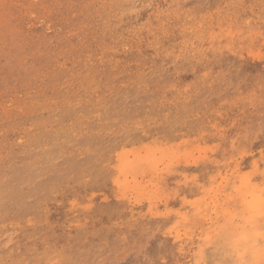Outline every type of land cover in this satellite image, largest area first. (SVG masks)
<instances>
[{
	"label": "rangeland",
	"instance_id": "obj_1",
	"mask_svg": "<svg viewBox=\"0 0 264 264\" xmlns=\"http://www.w3.org/2000/svg\"><path fill=\"white\" fill-rule=\"evenodd\" d=\"M263 228L264 0H0V264H264Z\"/></svg>",
	"mask_w": 264,
	"mask_h": 264
},
{
	"label": "bare ground",
	"instance_id": "obj_2",
	"mask_svg": "<svg viewBox=\"0 0 264 264\" xmlns=\"http://www.w3.org/2000/svg\"><path fill=\"white\" fill-rule=\"evenodd\" d=\"M122 162H123V161H122ZM122 166H123V163H122ZM239 180H240V179H239ZM242 180H243V179H242ZM239 183H240V182H239ZM239 183H238V184H239ZM244 185H246V184H243V185H242V188H241V185H239V187L236 186V187H238V189H239L240 192H241V194L238 195L239 197L237 196V197L239 198V201L237 202L238 205H239V208H240V203L243 202V201L240 199V198H242V197H240V196L243 195L244 192H245V188H246V186L244 187ZM211 187H212V186H211ZM236 187H235V188H236ZM243 189H244V190H243ZM251 191H252V190H251ZM252 192H253V191H252ZM252 192L249 191V193H252ZM247 193H248V192H247ZM249 193H248V194H249ZM253 194H255V193L253 192V193L250 194L249 196L252 197ZM256 195H257V196H254V197L251 198L252 201H251V202L249 201V203H248L247 205H245V207H243V209H246V211H247V209H250V206L253 205V207L256 208V207L258 206V203H261V202L258 200V198L260 199V197H259L260 193H259V195H258V194H256ZM244 199H246V198H244ZM248 199H249V198H248ZM198 200H201V197H200ZM209 200H210V199H209ZM240 200H241V201H240ZM246 200H247V199H246ZM194 202H195V201H194ZM199 202H200V201H199ZM247 202H248V201H247ZM197 204H198V203H197ZM211 204H212V203H211ZM243 204H244V202H243ZM192 205H193V202H192ZM241 205H242V203H241ZM193 206H194V205H193ZM203 207H204V206H203ZM224 212H225V211H224ZM198 216H199V215H198ZM181 217H182V215H181ZM184 219H185V218H184ZM221 229H222V228H221ZM227 229H228V228H227ZM227 229H226V230H227ZM228 230H229V229H228ZM220 231H221V230H220ZM222 231L224 232L225 230L222 229ZM262 231H263V233H260V234H259V232H257L256 230L253 231V232L251 231L252 233H255V235H253L252 237H254V239L256 238L257 241L260 240V239H262V242H264V228H263ZM223 232H222V235H221V236L219 235V237H218V239H217L216 241H213V243H215V242L218 243L219 240L223 239V241L221 240L222 242H221V241L219 242V243H222V244L219 245L220 247L217 246V244H214V245L216 246V248H217V247L221 248V245H223V242H226V241H227V240H226V235H227V234H225L226 231H225V233H224L225 235L223 234ZM251 232H249V233H251ZM227 233H228V232H227ZM207 235H208V234H207ZM239 235H240V234L235 233V237H236V236H239ZM223 237H224V238H223ZM235 237H234V238H235ZM252 237H251V238H252ZM208 238H209V237H208ZM208 238H207V239H208ZM234 238H233V239H234ZM236 239H237V238H235L234 240L236 241ZM230 241H231V240H230ZM231 242H234V241H231ZM224 244H227V242L224 243ZM229 244H230V242H229V239H228V246L223 245L224 248H222V250H223L224 252H226V253L229 252V251L231 250L230 247H232V246L229 247ZM233 244H234V243H233ZM212 245H213V244H212ZM251 245H252V243H251ZM215 246H214V247H215ZM233 247H234V246H233ZM247 247H248V246H247ZM226 248H227V250H226ZM228 248H229V250H228ZM248 248H249V247H248ZM252 250H253V249H252ZM247 251H250V249H249V250L247 249ZM256 251H259V249L256 250ZM256 251H254L253 254H254ZM251 253H252V252H251ZM255 254H256V253H255ZM236 255H237V254H236ZM242 255H243V254H242ZM242 255H241V256H242ZM237 256H238V255H237ZM239 256H240V255H239ZM255 257H259V256L256 254ZM262 257H263V256H262ZM260 258H261V256H260ZM257 262H258V261H257Z\"/></svg>",
	"mask_w": 264,
	"mask_h": 264
},
{
	"label": "clouds",
	"instance_id": "obj_3",
	"mask_svg": "<svg viewBox=\"0 0 264 264\" xmlns=\"http://www.w3.org/2000/svg\"><path fill=\"white\" fill-rule=\"evenodd\" d=\"M253 235H255V233H249V232H247V230L241 232L235 241L233 250L238 255H242L243 252H245L247 250V246H248L249 241L251 240V237Z\"/></svg>",
	"mask_w": 264,
	"mask_h": 264
}]
</instances>
